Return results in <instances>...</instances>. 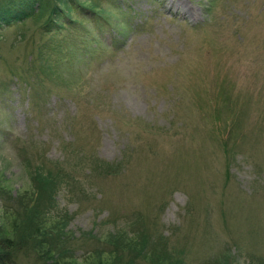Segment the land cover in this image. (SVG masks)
<instances>
[{
  "label": "rangeland",
  "instance_id": "rangeland-1",
  "mask_svg": "<svg viewBox=\"0 0 264 264\" xmlns=\"http://www.w3.org/2000/svg\"><path fill=\"white\" fill-rule=\"evenodd\" d=\"M50 1L52 33L41 27L49 11L15 20L37 3L0 0V179L11 195L34 188L23 150L81 186L58 196L76 258L132 227L165 237L176 264H264V0ZM51 37L72 53L65 68L50 55L56 76L31 61Z\"/></svg>",
  "mask_w": 264,
  "mask_h": 264
},
{
  "label": "trees",
  "instance_id": "trees-1",
  "mask_svg": "<svg viewBox=\"0 0 264 264\" xmlns=\"http://www.w3.org/2000/svg\"><path fill=\"white\" fill-rule=\"evenodd\" d=\"M24 1L37 3V11L26 8L15 20L18 21L25 13L29 18L35 17L36 20H40L49 11V16L41 27L44 32L59 31V28H55L58 24L54 19L57 13L56 5H50V0ZM92 10V12H97ZM15 20H8L7 26H11ZM67 22L61 26L73 24L71 19ZM48 40L51 46L49 52L45 54L40 51L39 55L31 61H39L41 66L37 62L38 66L43 72L56 76L57 72L53 73L55 64L62 62L72 53L65 51L64 56L60 55L61 57L56 59L54 64L50 55L54 53L59 56L63 49H59L62 45L56 38L51 37ZM43 59L47 60L42 62ZM20 153H23L21 160L24 167L32 169L29 174L35 183L34 188L12 196L4 184L5 181L0 179V190H4V192L1 191L4 204L0 216V264H22L19 255H27L32 251L36 256L33 264H162L160 262L164 260L170 264H176L172 258L174 254L167 252L165 237L162 238L159 235L154 238L149 236L144 229L135 230L132 227H130V233L128 230L125 231L124 227L114 232L107 231V234L96 238L93 247L84 250L76 258L73 244H76L79 238L66 230L69 215L65 207H60L58 196L63 191L72 193V188L80 189V184L72 181V177L61 166V162L55 161L56 167L51 168L50 164L39 158L40 161L32 165L26 155L24 157V151L20 150ZM83 235L80 240L81 245L89 233ZM43 254L48 255L49 260L44 258ZM224 261L228 262V259L222 255V259L216 260L213 264H223Z\"/></svg>",
  "mask_w": 264,
  "mask_h": 264
},
{
  "label": "bare ground",
  "instance_id": "bare-ground-1",
  "mask_svg": "<svg viewBox=\"0 0 264 264\" xmlns=\"http://www.w3.org/2000/svg\"><path fill=\"white\" fill-rule=\"evenodd\" d=\"M172 1H173V0H172ZM177 2H179V1H177ZM176 5H177V4H176ZM190 6H191V5H190ZM124 10H125V9H124ZM185 10H186V9H185ZM121 11H122V9H121ZM192 22H193V21H192ZM59 57H61V56L59 55ZM57 59H58V58H57ZM59 60H60V59H59ZM65 60H66V59H65ZM65 60H64V62H65ZM55 61H56V60H55ZM62 63H63V62H62ZM58 64H59V63H58ZM60 64H61V63H60ZM61 65H64V68L67 66V65L65 66V64H61ZM61 65H60V67H61ZM58 67H59V66H58ZM62 67H63V66H62ZM62 67H61V69H62ZM65 70H66V69H65ZM65 72H66V71H65ZM68 72H69V71H68ZM70 73H71V72H69V74H70ZM72 74H74V73H72ZM75 74H76V73H75ZM63 75H67V74L65 73V74H63ZM61 76H62V75H61ZM76 76H77V74H76ZM70 77L73 79L74 76L71 75ZM61 78H62V77H61ZM63 78H64V76H63ZM68 78H69V75H68ZM68 78H67V79H68ZM74 78H77V77H74ZM60 83H61V82H60ZM191 85H192V84H191ZM60 87H61V86H60ZM34 89H36V87H35ZM32 92H33V91H32ZM31 95H32V94H31ZM56 95H57V94H56ZM28 97H29V95H28ZM29 98H30V97H29ZM29 98H28V99H29ZM58 100H60V99L58 98ZM30 101H31V100H30ZM31 102H32V101H31ZM31 102H30V103H31ZM28 103H29V102H28ZM90 103H91V102H90ZM31 106H32V105H31ZM33 107H34V106H33ZM37 108H38V106H37ZM41 112H42V111H41ZM81 137H82V136H81ZM82 138H83V137H82ZM81 140H82V139H81ZM79 141H80V140H79ZM88 149H89V148H88ZM90 149H91V148H90ZM90 149H89V150H90ZM97 152H98V151H97ZM62 160H63V159H62ZM29 164H30V163H29ZM27 165H28V164H27ZM100 165H102V164H100ZM23 166H24V165H23ZM51 166H52V165H51ZM61 166H62V165H61ZM27 167H28V166H27ZM42 168H43V167H42ZM26 169H28V168H26ZM48 180H49V179H48ZM44 181H46V180H44ZM46 182H47V181H46ZM46 186H47V185H46ZM87 189H88V188H87ZM87 189H86V190H87ZM92 191H93V190H92ZM50 192H51V191H50ZM89 192H90V191H89ZM93 192H94V191H93ZM93 192H92V193H93ZM92 193H91V194H92ZM95 193H97V192H95ZM96 195H97V194H96ZM93 196H94V195H93ZM89 198H90V197H89ZM91 198H92V197H91ZM99 224H100V223H99ZM100 225H101V224H100ZM95 227H96V226H95Z\"/></svg>",
  "mask_w": 264,
  "mask_h": 264
}]
</instances>
